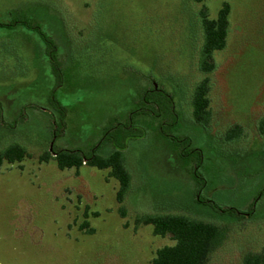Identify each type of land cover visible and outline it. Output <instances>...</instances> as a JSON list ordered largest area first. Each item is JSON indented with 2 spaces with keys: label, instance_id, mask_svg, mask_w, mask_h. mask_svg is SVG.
Instances as JSON below:
<instances>
[{
  "label": "rangeland",
  "instance_id": "1",
  "mask_svg": "<svg viewBox=\"0 0 264 264\" xmlns=\"http://www.w3.org/2000/svg\"><path fill=\"white\" fill-rule=\"evenodd\" d=\"M224 3L229 34L208 75L212 122L204 129L191 105L206 76L198 69L201 13L215 19ZM23 20L55 42L62 77L36 31L0 25V151L17 143L29 153L0 167V264H152L175 242L136 224L150 214L219 226L225 237L208 264H243L264 249V0H0V24ZM151 87L173 97L179 124L165 126L169 137L161 119L138 111ZM53 98L66 109L56 139ZM235 126L243 133L228 141ZM178 136L186 151L202 152L200 161L181 155ZM107 139L125 145L132 185L123 204L109 170L40 160L52 148L87 155L98 147L107 156ZM200 162L201 190L193 174Z\"/></svg>",
  "mask_w": 264,
  "mask_h": 264
},
{
  "label": "trees",
  "instance_id": "2",
  "mask_svg": "<svg viewBox=\"0 0 264 264\" xmlns=\"http://www.w3.org/2000/svg\"><path fill=\"white\" fill-rule=\"evenodd\" d=\"M230 13L231 9L229 3L223 4L215 19H211L205 12L201 13L202 44L199 50L198 69L206 76L194 88L191 105L194 125L204 129H208L212 122L211 102L209 98L211 84L208 75L216 69L214 61L215 53L224 50L227 45ZM0 25L9 28H13L15 25H22L36 31L46 44L47 53L49 54L52 64V72L57 78V82H61L62 71L56 56L57 46L55 42L42 31L39 25L28 20ZM138 98H140V102H142L143 105L138 111L143 112V115L150 116L151 118L161 119L159 124L160 133L166 137L171 136L168 134V131H166L165 126L174 128L179 124L172 95L163 89L156 90L151 87V89L141 92ZM53 104L57 112L61 115L60 120L54 121L53 123V137L56 139L63 134L66 128V109L55 98H53ZM167 114L173 118L170 124L166 123L164 119ZM123 127H125L126 130L130 128L126 125ZM262 129L264 130V124ZM227 132L228 141H232L235 137H239L243 133L240 126H235ZM138 134L139 135L130 134L129 137L142 136L141 133ZM125 136L128 137L127 133L123 136L124 141L127 140ZM173 140L178 144L181 149V155L184 158L192 153H196L200 161L202 156L200 150L194 149L191 150V152L186 151V146H190L186 143L188 139L178 136L173 137ZM107 141L114 145V150L107 156L100 155L98 153V147L87 155L78 150L72 151L52 148L43 154L40 160L41 162H49L53 159L61 170L71 168L79 169L86 164L100 170H109V176L115 178L119 182L117 201L123 204L132 185V175L126 166L125 145L120 144L118 139H115V142L108 139ZM28 156L29 153L25 147L17 143L11 144L0 151V167L4 163H21ZM200 164L201 162L198 163L193 174L201 190L205 181L202 174L199 172V168L201 167ZM198 198L199 202H202L201 198ZM136 224L152 225L156 236L170 237L175 242L172 246H165L157 250L152 264H208L211 254L220 247L225 237L219 226L184 215H144L136 219ZM243 264H264V249L259 252L247 253L243 258Z\"/></svg>",
  "mask_w": 264,
  "mask_h": 264
}]
</instances>
